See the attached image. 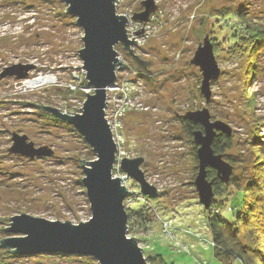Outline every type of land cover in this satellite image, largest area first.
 <instances>
[{"label":"rangeland","instance_id":"1","mask_svg":"<svg viewBox=\"0 0 264 264\" xmlns=\"http://www.w3.org/2000/svg\"><path fill=\"white\" fill-rule=\"evenodd\" d=\"M143 2L118 0L116 7L119 15L122 11L129 17V33L140 40L133 50L149 60L153 73L139 71L130 50L119 43L115 49L124 66L117 70L115 87L108 91L109 114L120 111L122 123L114 175L126 176L121 158L143 156L142 170L159 190L157 196L149 197L148 225L133 224L132 235H128L142 240L145 257L159 253L169 264H196L194 256L199 252L206 263L222 264L213 248L199 241V250L190 254L173 250L162 234L159 217L195 230L206 221L195 187L198 146L183 118L187 112L208 107L213 120L231 125L234 146L226 154L236 161L233 175L244 178L251 173L256 148H262L264 157V47L257 55V74L250 78L251 56L244 52L230 57L227 52L230 27L235 22L228 13L241 10L248 23L264 26V0H154L158 8L146 22L133 20L135 13L144 10ZM66 10L62 0H0V72L15 63L35 65L26 79L6 76L0 80V240L23 235L4 230L10 226L9 217L22 212L52 221L68 219L75 225L92 217L81 160H95L96 152L73 125L56 123L40 108L45 104L80 113L87 98L81 94L94 92L89 90L79 52L84 46V30ZM207 34L220 48L215 56L222 70L211 84L210 102L200 91L202 71L192 64ZM39 74L54 75L56 80L38 88L26 86L28 79ZM71 82L78 91L68 89ZM14 132L27 135L37 146L52 147L54 155L28 158L11 153ZM127 181L134 191H140L136 181ZM232 190L214 197L226 201L214 208L225 221L235 219L243 201V193L235 189L229 195ZM141 204L132 208L138 210ZM126 209L130 210L127 205ZM206 233L210 236L209 228ZM0 264L100 263L90 255L19 256L1 247ZM232 264L242 263L234 260Z\"/></svg>","mask_w":264,"mask_h":264},{"label":"water","instance_id":"2","mask_svg":"<svg viewBox=\"0 0 264 264\" xmlns=\"http://www.w3.org/2000/svg\"><path fill=\"white\" fill-rule=\"evenodd\" d=\"M62 1L67 5V13L74 15L77 24L84 30V46L79 52L84 63L82 67L87 73L86 79L94 92L87 93L80 113L70 114L52 105H39L55 118L73 125L96 152L95 160H81L85 172L83 183L91 205L92 217L87 222L80 221L75 225L68 219L65 222L52 221L22 212L9 217L10 226L4 230L10 234L23 235L2 238L0 248H6L19 256L60 252L66 255H90L100 264H149L144 255V247L139 245V238L128 236L129 215L124 201L129 192L122 178L114 175L119 149L106 116V108L107 90L115 85L117 70L124 66L118 50L115 49L117 44L122 43L130 50L137 61L139 71L144 74H152L153 71L149 68V60L142 59L133 50L138 40L129 39L127 26L130 19L122 11L121 15L117 13L118 0ZM141 6L144 10L135 13L133 20L145 22L158 8L154 0H144ZM198 47L192 63L202 71L200 91L205 95L206 101L210 102L213 95L211 84L221 76L222 70L209 35H206ZM33 69V64L15 63L4 67L0 72V80L6 76L26 79ZM183 118L203 127V130L193 132L199 157L195 187L200 203L208 210L215 197L213 183L207 177L208 168L215 169L225 184H228L234 173V166L226 161L223 155L215 154L212 145L217 133L232 135V127L228 122L213 120L208 107L189 111ZM12 142L9 151L24 157H52L55 153L52 147L37 146L27 135L19 132L13 133ZM145 162L143 156L124 157L120 159V167L128 178L137 182L143 195L155 197L159 190L147 180L146 173L142 170Z\"/></svg>","mask_w":264,"mask_h":264},{"label":"trees","instance_id":"3","mask_svg":"<svg viewBox=\"0 0 264 264\" xmlns=\"http://www.w3.org/2000/svg\"><path fill=\"white\" fill-rule=\"evenodd\" d=\"M228 16L230 18H235V22L230 27L231 36L227 40L229 43L227 52L230 57H234L241 53L244 54V52L251 56L252 59L248 66L247 77H253L257 74L258 70L257 55L262 47H264V26L248 23L241 10L228 13ZM241 24H244L243 28ZM210 39L212 40L211 36ZM213 45L215 46V53L220 50L217 43L213 42ZM81 95L82 97L84 96V98L87 97L85 93ZM251 105H253L252 102ZM45 115L53 119L56 123H68L62 119L55 118L51 113L45 112ZM185 122L188 124V133L191 138L194 137L193 132L195 130H203L200 124L192 123L187 119ZM217 134L212 144L213 150L215 154L223 155L224 159L233 166L236 164L233 155L226 154V152L234 146L233 134ZM256 149L254 154L257 155V160L253 161L252 159L251 173L245 175L244 178L232 174L228 184H225L221 177L218 176L215 169L211 167L208 168L207 177L213 183L215 196H222L223 193L232 188L233 190L228 192L229 195L232 194L235 189L243 193L240 212L233 221H225L220 217V213H215L214 208L217 205L221 207L226 201H216L213 199L214 202L210 209L205 210L203 208L206 213V222H208L209 225V237L217 244V247H210L213 248V254H215L216 258H218L222 264H232L234 260H239L242 264H264V157L260 150L262 148L259 147ZM195 157L196 163L199 164L197 153H195ZM197 169L199 170V167H197ZM127 214L129 215L128 224H130L133 217L135 220L131 223L132 226L133 224L138 227L148 225L149 213L146 208L140 207L139 210L133 208L130 210L127 209ZM147 261L149 264H169L166 258L159 253L147 257ZM197 262L196 264L199 263Z\"/></svg>","mask_w":264,"mask_h":264},{"label":"built area","instance_id":"4","mask_svg":"<svg viewBox=\"0 0 264 264\" xmlns=\"http://www.w3.org/2000/svg\"><path fill=\"white\" fill-rule=\"evenodd\" d=\"M143 32H144V30L142 31V33ZM128 35H129V39L134 38V39L138 40V43H139L140 40L137 39L138 37L137 36L136 37H134V36L131 37V35L129 33V30H128ZM137 35H139L138 32H137ZM83 71H84V74L86 75L87 73H86L85 69ZM68 85H69L68 89L70 91L76 92V91H78L77 89H79L78 86L75 83H73V82L69 83ZM114 87H115V85L110 87V88H108L107 94H108L109 89H112ZM91 89L92 88L90 87L89 90H91ZM87 93H90V92L87 91ZM108 98H109V94H108ZM107 105H108V103H107ZM82 110H83V108H81L80 111L82 112ZM63 111H65V110H63ZM65 112H67V111H65ZM115 113L116 114H114V115H112V113L109 114V105H108L107 108H106V116H107L108 122L110 124V127H112L114 138H115V140L117 142L118 131H119L122 123H121V120H120V118L118 116L119 113L121 114V112L120 111H116ZM128 179L129 178L127 177V175L122 177V180L124 181V184H126V186L128 188V192H129V196L124 201L125 205H127V207H129L131 209L133 205H135L136 203L139 202V203H142L141 207H144L146 209L150 208L151 205H150V202H149V198L147 196L143 195L142 192L134 191L131 187H129L128 186V181H127ZM134 220L135 219L132 217V220H131L130 224H128L129 225L128 233H130V235H132V228L131 227H133L131 225V223L134 222ZM159 220H160V222L162 224V234H163V236H165V238L167 239L169 245H171V248L173 250H175V251L177 250V252H179V253H186V254L188 253V254H190V253L193 252L194 248L196 247V244H194L192 242L183 241L180 238V234L179 233H181L183 236L192 237L196 242L199 241L201 244H203V245H205L207 247H209V246L217 247V244L214 242V240L211 237L208 236V233H206V231H208V228H209L208 227L209 226L208 222H206V221L203 222V224H202L203 226H201L200 229L195 230L194 228H185V226L182 227V226H180V224L176 223V220H173V219L168 218V217H164V218L159 217ZM130 235H128V236H130ZM139 245L140 246L142 245V241L140 239H139ZM201 264H208V263H201Z\"/></svg>","mask_w":264,"mask_h":264},{"label":"bare ground","instance_id":"5","mask_svg":"<svg viewBox=\"0 0 264 264\" xmlns=\"http://www.w3.org/2000/svg\"><path fill=\"white\" fill-rule=\"evenodd\" d=\"M55 80L56 78L54 77V75L39 74V76L34 79H28L26 81V86L32 87V88H38L39 86H43V85H47L49 83L55 82Z\"/></svg>","mask_w":264,"mask_h":264},{"label":"crops","instance_id":"6","mask_svg":"<svg viewBox=\"0 0 264 264\" xmlns=\"http://www.w3.org/2000/svg\"><path fill=\"white\" fill-rule=\"evenodd\" d=\"M181 239L183 240V241H185V242H192V243H194V244H196L197 242L192 238V237H189V236H181ZM198 247H199V245H197L196 244V248L198 249ZM196 248H195V250H196ZM199 250V249H198ZM196 256H194V257H196L198 260V262L200 261L201 263L202 262H205L204 260H202V256H201V254H199V252H197L196 254H195ZM197 262V263H198ZM200 263V264H201ZM182 264H184V263H182Z\"/></svg>","mask_w":264,"mask_h":264},{"label":"flooded vegetation","instance_id":"7","mask_svg":"<svg viewBox=\"0 0 264 264\" xmlns=\"http://www.w3.org/2000/svg\"><path fill=\"white\" fill-rule=\"evenodd\" d=\"M142 8H143V6H142ZM144 9V8H143Z\"/></svg>","mask_w":264,"mask_h":264}]
</instances>
